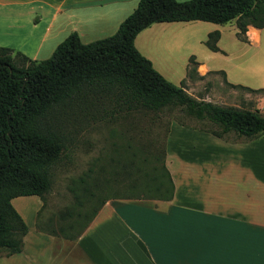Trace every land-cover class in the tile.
<instances>
[{
	"label": "crops",
	"instance_id": "obj_1",
	"mask_svg": "<svg viewBox=\"0 0 264 264\" xmlns=\"http://www.w3.org/2000/svg\"><path fill=\"white\" fill-rule=\"evenodd\" d=\"M136 2L0 0V36L15 35L21 44L12 48L36 58L42 47L54 49L72 31L82 42L111 34ZM169 21L139 30L133 38L135 48L144 54L139 39L151 26L162 28ZM234 22L210 25L204 33L217 30L220 39L226 31L229 39L254 50L264 26L246 24L240 36ZM191 54L197 74L211 69L203 57ZM164 159L173 186L170 198L109 197L74 238L35 227L42 202L36 194L21 196L34 201L30 222L13 196L10 202L27 229L22 249L0 254V264H264V134L228 139L172 123L165 135Z\"/></svg>",
	"mask_w": 264,
	"mask_h": 264
},
{
	"label": "trees",
	"instance_id": "obj_2",
	"mask_svg": "<svg viewBox=\"0 0 264 264\" xmlns=\"http://www.w3.org/2000/svg\"><path fill=\"white\" fill-rule=\"evenodd\" d=\"M196 19L216 23L235 19L236 34L243 36L246 24L264 26V0H137L111 34L82 42L72 31L55 44L46 58H30L21 50L0 45V254L21 250L27 229L11 199L20 194H36L42 200V209L50 188L49 168L63 147L62 135L42 127L40 118L55 107L70 105L88 91H107L114 95L116 108L124 106L126 110L157 111L177 106L185 116L205 119L213 125L202 128L218 137L233 133L248 139L264 134V114L193 97L181 82L174 84L160 74L134 46L135 34L153 22ZM217 36L218 31L212 30L205 40L212 50L218 49ZM161 144L154 158L161 163L165 181L156 179L158 172L153 166L147 172L150 179L144 182H152L151 186L159 192L164 184L165 193L158 192L157 198H170L173 186L164 159V142ZM135 163L130 158L120 168L128 171ZM95 185H82V195L91 199L96 195ZM69 189L80 205L82 200L76 193L79 187ZM107 198L90 210L79 227L80 211H75L76 218L55 226L49 218L41 222L38 215L35 226L50 234L74 238ZM72 214L73 211L63 210L59 216L64 219Z\"/></svg>",
	"mask_w": 264,
	"mask_h": 264
},
{
	"label": "rangeland",
	"instance_id": "obj_3",
	"mask_svg": "<svg viewBox=\"0 0 264 264\" xmlns=\"http://www.w3.org/2000/svg\"><path fill=\"white\" fill-rule=\"evenodd\" d=\"M183 22L171 21L162 28L151 26L139 39L145 48L142 49L145 52L143 55L151 57L152 66L170 82L177 85L181 82L195 98H204L221 105L256 109L264 114V87L259 86L264 83V35L260 44L248 51V47L244 48L239 42L229 39L226 31L219 39L218 32L215 44L224 49L217 46L218 51H213L205 43L210 31L206 34L204 31L210 25L224 24L207 19L189 24ZM204 34L205 37L199 42L198 38ZM20 42L21 39L15 35L0 36V45L3 46L12 48ZM52 52V48L42 47L36 58H46ZM191 53H195L198 58L203 57L211 69H201V75L197 74L195 56ZM224 71L234 83L226 80ZM107 93L101 90L88 91L76 97L70 105L55 107L40 118L42 127L61 134L63 138L60 156L49 168L51 182L45 195L46 202L42 209L39 206L37 210L36 218L39 215L41 222L49 218L55 226L59 222L76 218L75 211H80L79 227L87 219L90 210L105 197L129 194L157 197L159 190L151 186L152 182L146 184L144 180L150 179L147 172L156 166V179L165 181L160 169L161 163L154 158V154L158 155L169 126L172 123H183L200 128L213 127L205 119L185 116L177 106H165L157 111L126 110L124 106L116 108L114 95ZM224 137L236 138L233 133L225 134ZM130 158L136 163L128 171L122 170L120 167ZM85 183H96V195L91 199L85 198L80 190ZM76 185L79 187L76 193L82 200L80 205L69 189ZM163 185L159 187L163 192L159 193H165ZM21 196H15L13 203L20 205L17 206L18 210L24 220L30 222L34 201ZM63 210L73 211V214L60 218L59 214Z\"/></svg>",
	"mask_w": 264,
	"mask_h": 264
}]
</instances>
